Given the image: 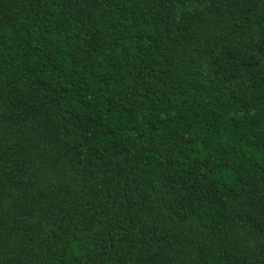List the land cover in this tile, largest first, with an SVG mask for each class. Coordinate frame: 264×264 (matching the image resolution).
<instances>
[{
  "label": "trees",
  "instance_id": "obj_1",
  "mask_svg": "<svg viewBox=\"0 0 264 264\" xmlns=\"http://www.w3.org/2000/svg\"><path fill=\"white\" fill-rule=\"evenodd\" d=\"M0 264H264V0H0Z\"/></svg>",
  "mask_w": 264,
  "mask_h": 264
}]
</instances>
